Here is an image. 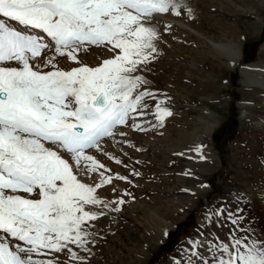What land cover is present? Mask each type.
<instances>
[{"label": "snow or ice", "instance_id": "snow-or-ice-1", "mask_svg": "<svg viewBox=\"0 0 264 264\" xmlns=\"http://www.w3.org/2000/svg\"><path fill=\"white\" fill-rule=\"evenodd\" d=\"M183 7L184 0H0V264H61V254L65 264H87L81 252L92 251L93 222L125 203L98 190L115 192L114 180H128L92 150L121 164L105 138L126 137L118 126L147 131L136 118L147 115L146 98H157L142 74L158 55L153 20ZM93 46L113 55L89 66L79 54ZM57 58L77 66L65 69ZM164 104L155 105L159 126L172 115ZM228 218V239L192 241L186 264H264V240L239 227L243 216Z\"/></svg>", "mask_w": 264, "mask_h": 264}, {"label": "rangeland", "instance_id": "rangeland-1", "mask_svg": "<svg viewBox=\"0 0 264 264\" xmlns=\"http://www.w3.org/2000/svg\"><path fill=\"white\" fill-rule=\"evenodd\" d=\"M163 17L191 29L170 23L163 31ZM153 25L160 32L158 55L142 74L157 98H146L147 115L136 118L147 131L118 126L126 137L105 138L104 149L121 164L92 150L113 175L128 180H114L115 192L111 186L98 190L105 200L123 197L125 203L119 212L105 209L106 215L93 222L92 251L81 252L87 264H186L192 241L228 239L234 227L229 213L243 216L239 227H250L264 240V93L246 87L242 75L209 44H235L244 64L264 62V0H184L180 15L161 14ZM157 100L172 112L163 126L154 115ZM208 110L220 123L206 136ZM200 134L205 136L200 146L217 155L207 172L185 156ZM98 181V175L88 180ZM200 183L207 189L199 190ZM60 259L65 264L68 257Z\"/></svg>", "mask_w": 264, "mask_h": 264}, {"label": "bare ground", "instance_id": "bare-ground-1", "mask_svg": "<svg viewBox=\"0 0 264 264\" xmlns=\"http://www.w3.org/2000/svg\"><path fill=\"white\" fill-rule=\"evenodd\" d=\"M160 16L158 18V14H156L153 22L160 21ZM161 20H165V22L163 21L164 26H160L159 28L163 31H166V28H168L170 23H175L183 27L184 29H189V30L191 29V27H189L188 25H185V23L182 21L180 22V21L175 20L176 22H173L174 20L171 21V19L169 20L168 18H165V17H163V19ZM190 32L188 33L186 32V33L190 35ZM209 44L212 45V47L219 53V56L226 58L227 66L230 69L236 70L238 73L242 75V78H243L242 82L244 83L246 87L253 88L254 90H258L261 93H264V62L263 61L244 64L242 60L243 51L242 49H240V47H236L235 44L234 45L218 44L214 41H209ZM42 55L50 56L52 55V52L46 51ZM111 56L112 54L107 49H102V48L93 46L91 47L89 51L81 52L79 54V59H81L84 63L89 64V66H96L102 63L103 59L110 58ZM57 59L59 61V65L61 67H64L65 69H68L73 66H77L74 62H66L64 58H57ZM206 113L211 119V122L208 123L204 128L205 129L204 134L208 136L219 125L220 120L217 117V114L215 112L208 110ZM137 137L138 138H136L137 139L136 141H143V143H145V139L143 140L139 138V136ZM204 140H205V136L200 134L197 136L196 139L194 138V140L190 141V144H189L190 148L185 156H189L195 159L194 164L199 166V171L207 172L211 170L210 160L213 159L214 161H216L217 155L213 153L210 148L200 146L201 142H203ZM197 148H199L200 151H196ZM201 156H203V158H201ZM206 189L207 187L203 183H200L199 190H206ZM193 190H196V188H193ZM192 202L193 200L191 199L189 204L191 205Z\"/></svg>", "mask_w": 264, "mask_h": 264}, {"label": "water", "instance_id": "water-1", "mask_svg": "<svg viewBox=\"0 0 264 264\" xmlns=\"http://www.w3.org/2000/svg\"><path fill=\"white\" fill-rule=\"evenodd\" d=\"M257 42H258V41L254 42L253 45L256 44ZM247 57H248V55L245 56V59H247ZM156 255H157V254H156ZM156 255H155V257H156ZM155 257H153V258H155ZM153 260H154V259H153ZM153 260H151V262H152Z\"/></svg>", "mask_w": 264, "mask_h": 264}, {"label": "trees", "instance_id": "trees-1", "mask_svg": "<svg viewBox=\"0 0 264 264\" xmlns=\"http://www.w3.org/2000/svg\"><path fill=\"white\" fill-rule=\"evenodd\" d=\"M217 136H215V140L218 142V138H216Z\"/></svg>", "mask_w": 264, "mask_h": 264}]
</instances>
